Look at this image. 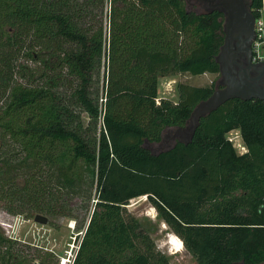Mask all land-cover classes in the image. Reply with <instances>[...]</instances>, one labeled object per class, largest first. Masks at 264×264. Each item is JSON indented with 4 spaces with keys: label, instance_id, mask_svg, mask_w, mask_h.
Here are the masks:
<instances>
[{
    "label": "trees",
    "instance_id": "16d2710c",
    "mask_svg": "<svg viewBox=\"0 0 264 264\" xmlns=\"http://www.w3.org/2000/svg\"><path fill=\"white\" fill-rule=\"evenodd\" d=\"M107 1L106 29V0H0V25L12 30H0V46L8 50L0 54V77L12 75L16 53L39 65L52 50V68L73 82L69 102L46 85L8 80L0 140L12 142V158L21 156L25 177L13 194L20 192L41 212L39 201L58 185L85 175L96 179L95 204L71 264H169L124 207L139 196H146L196 264L264 263V103L230 99L200 118L190 139L182 137L189 116L214 86L179 84L177 102L156 103L160 77L219 73L223 14L187 0ZM246 2L254 16L263 6V0ZM104 55L99 107L90 85ZM15 66L21 75L28 68ZM73 104L87 114L89 127L101 117L97 138L88 140L80 122L73 126V118L79 120ZM233 130L247 149L242 155L226 138ZM4 154L1 168L15 172ZM5 182L1 198L12 191ZM16 244L0 231L1 264L54 260L50 252L34 259L15 253Z\"/></svg>",
    "mask_w": 264,
    "mask_h": 264
},
{
    "label": "rangeland",
    "instance_id": "374dc122",
    "mask_svg": "<svg viewBox=\"0 0 264 264\" xmlns=\"http://www.w3.org/2000/svg\"><path fill=\"white\" fill-rule=\"evenodd\" d=\"M102 10L103 25L107 29V16L109 11L108 1L104 3ZM264 6V1H263ZM89 21H84L86 25ZM8 29L5 24L0 25V30ZM0 46V54L8 50L2 49ZM1 56V55H0ZM43 59L39 65H35L24 56L23 52L15 54V63L11 62L12 75H9L10 80L20 82L24 85H46L59 94V96L66 101L71 102L72 84L66 82L69 78L65 77L63 69L55 66L52 68L57 55L53 51L44 52ZM50 61V63H49ZM15 65H23L28 67L26 73L21 75L20 69ZM107 59L106 55L102 57L101 67L95 75L93 83L90 85V93L97 100L99 107L101 106L104 93V75L106 72ZM62 65L61 68H63ZM25 70L24 68L22 71ZM61 73L65 78L59 80L57 74ZM7 78L0 77V101L4 98L3 90L5 86H10L12 83ZM219 79V74L204 73L202 75L193 76L188 73H173L166 77H160L158 80V97L156 103L161 99H167L172 102L178 101L177 86L179 84L190 87H212ZM66 80V81H65ZM165 97V98H164ZM74 115L79 116V120L74 124L80 122L83 126V134L88 140L97 138L102 128L101 117L97 121V125L89 127L90 120L85 112L79 111L73 104ZM231 138V144L236 154L242 155L246 153L247 149L243 144L239 131L233 130L226 135V138ZM12 142L5 139L0 140V159L3 157L11 158L16 171L7 174L1 168L0 162V181L5 182L8 188L12 191L7 194L9 197H0V231L13 242L17 243L13 246V252L21 251L28 258L34 259L37 254L43 252H50L54 256V260L50 264H71L78 247L79 237L82 235L85 226L89 220V216L95 204V195L97 190L96 179L91 180L90 175H85L80 182L71 185H58L50 191V195L46 194L39 202V206L43 207V211L34 212L28 205L26 198H23L20 192H15V188L19 189L24 181L22 176L23 169H21L17 160L21 156L15 155L13 159ZM170 144V143H169ZM168 144V145H169ZM151 146V145H150ZM154 149L155 146H152ZM4 151V152H3ZM16 174V175H15ZM17 191V190H16ZM12 194V195H10ZM127 213L133 216L139 223L142 231L148 235L155 246V250L163 254L169 264H196L192 256L183 249L175 252L170 245L169 238L175 236L169 227L159 217L158 212L153 207L146 196H139L128 201L124 206ZM41 214L47 218L46 224H40L34 221V216ZM79 235V236H77ZM57 261V262H55ZM1 264V263H0Z\"/></svg>",
    "mask_w": 264,
    "mask_h": 264
},
{
    "label": "water",
    "instance_id": "95a60500",
    "mask_svg": "<svg viewBox=\"0 0 264 264\" xmlns=\"http://www.w3.org/2000/svg\"><path fill=\"white\" fill-rule=\"evenodd\" d=\"M211 9L223 14L224 40L215 61L219 66L218 74L224 87L215 89L206 100L193 108L188 119V139L192 138L200 118L215 111L230 99L259 100L264 103V65L257 75L251 76L255 67L251 60L254 14L246 0H219L211 5ZM34 221L46 224L47 218L36 214Z\"/></svg>",
    "mask_w": 264,
    "mask_h": 264
},
{
    "label": "built area",
    "instance_id": "2783aa9c",
    "mask_svg": "<svg viewBox=\"0 0 264 264\" xmlns=\"http://www.w3.org/2000/svg\"><path fill=\"white\" fill-rule=\"evenodd\" d=\"M254 17V38L251 43V60L254 63H262L264 62V15L260 10ZM227 139L231 142V138L227 137ZM63 264H66V262Z\"/></svg>",
    "mask_w": 264,
    "mask_h": 264
},
{
    "label": "flooded vegetation",
    "instance_id": "af4514ba",
    "mask_svg": "<svg viewBox=\"0 0 264 264\" xmlns=\"http://www.w3.org/2000/svg\"><path fill=\"white\" fill-rule=\"evenodd\" d=\"M187 1H191L193 2V4H197L199 7H201L203 10L207 11V12H213L216 11L215 9H211V5H213L214 3H216L219 0H187ZM242 62L246 63L245 60H242ZM254 63V62H252ZM255 67L251 72V76H255L257 75V72L262 70V66L264 65V62L262 63H254ZM262 82H264V76L262 78ZM224 86L222 85V78L219 76V79L217 81V83L214 85V90L218 89V88H223ZM182 137H186L187 138V132H183L182 133ZM263 264V263H262Z\"/></svg>",
    "mask_w": 264,
    "mask_h": 264
},
{
    "label": "bare ground",
    "instance_id": "6f19581e",
    "mask_svg": "<svg viewBox=\"0 0 264 264\" xmlns=\"http://www.w3.org/2000/svg\"><path fill=\"white\" fill-rule=\"evenodd\" d=\"M168 242L170 243L173 251L175 252H179L183 249L182 241L177 236H171Z\"/></svg>",
    "mask_w": 264,
    "mask_h": 264
},
{
    "label": "crops",
    "instance_id": "0c3cea01",
    "mask_svg": "<svg viewBox=\"0 0 264 264\" xmlns=\"http://www.w3.org/2000/svg\"><path fill=\"white\" fill-rule=\"evenodd\" d=\"M264 1V0H263ZM261 12H262V14L264 15V6H262V8H261ZM165 98V97H164Z\"/></svg>",
    "mask_w": 264,
    "mask_h": 264
}]
</instances>
